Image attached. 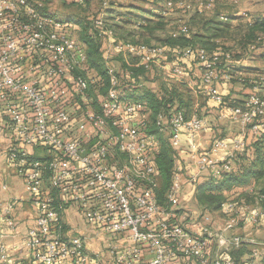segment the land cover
<instances>
[{
  "label": "built area",
  "instance_id": "1",
  "mask_svg": "<svg viewBox=\"0 0 264 264\" xmlns=\"http://www.w3.org/2000/svg\"><path fill=\"white\" fill-rule=\"evenodd\" d=\"M216 1L165 0V8L204 12ZM102 4L94 24L104 40V59L122 53L137 65L150 68L164 63V69L171 55V77L180 81L189 77L180 56L195 54L203 68L202 92L223 103L216 87L221 53L122 39L108 25L109 0ZM79 29L72 19L57 16L49 0H0V119L5 120L4 133L10 141L3 155L31 194L35 225L24 240L34 264H238L228 251L245 239L220 235L218 243L224 251L213 257L210 217L203 213L204 222L189 221L181 193L186 177L197 185L205 175L216 179L232 172L249 138L239 136L229 147L226 138L217 137L208 151H202L199 138L208 126L203 116H187L179 109L159 112L157 126L167 132L177 151L167 204H160L156 192L159 139L149 128L148 103L121 90L118 71L111 65L110 87L99 95V74L87 70L88 54ZM188 32L189 26L181 23L171 35ZM229 111L231 119L248 128L254 139L264 132V95L258 90ZM184 142L191 166L179 157ZM36 147L44 148L48 158H37ZM256 200L257 205L247 208L252 224L264 217V193H258ZM16 203L13 199L6 206L10 225H14ZM67 205L82 213L85 225L101 240L98 249L88 247L87 236H63ZM251 256L246 264H264L260 251ZM6 263L22 264L1 247L0 264Z\"/></svg>",
  "mask_w": 264,
  "mask_h": 264
},
{
  "label": "crops",
  "instance_id": "2",
  "mask_svg": "<svg viewBox=\"0 0 264 264\" xmlns=\"http://www.w3.org/2000/svg\"><path fill=\"white\" fill-rule=\"evenodd\" d=\"M66 1L68 2V0ZM87 1L81 4L84 6L89 5L90 3L88 4ZM120 1H127L128 4H124V2ZM117 2V5L111 6L107 10L109 11L111 9L112 11L110 14L107 12V15H110V18H113L111 16H116L119 13L124 14L129 10L143 13V15L149 18H152V15L159 13H161L163 17H166L172 12H180L182 16L175 19L170 17L174 24L173 30L181 23H186L189 26V32L186 35L190 36L191 32L202 27L200 23H196V21H199V18L195 15L196 12L189 13L181 8L167 11L165 8V0H117ZM248 4H251V8L247 7ZM234 5L237 8H234ZM261 5L262 4L258 3L257 0H245L243 3H240L239 0H217L213 8L205 10L202 13L205 19L214 18L221 14V18L227 20L229 24L230 33H234L233 31L239 32V34L235 36L236 38L232 39L231 36H227L223 39L217 40V43L219 44L218 47L222 48V45H224V47H227L229 51L234 54L233 57L229 58L228 63L232 64L233 68L236 69H232L233 71L231 72L230 68H224L225 73L216 83L219 92L225 98H229L230 101L233 102H244L248 95L255 90H258L264 95V35L259 33L256 40L252 43L247 40L246 36V33L248 32L247 22L251 21L254 17L264 16V14H262L253 17L249 16L248 12H252V9L258 11L260 7H263ZM222 6H224L223 10H228L227 13L221 9ZM220 11L223 12L219 13ZM97 13V15H95L99 16V12ZM87 18L90 19L91 16H88ZM108 21L110 20L108 19ZM77 25H79V28L81 27L80 23H77ZM128 25H132L133 29L135 28L133 24ZM184 62L187 64L185 65L188 70L193 72V75L199 76L202 73L203 68L200 66V63H196L188 57L184 58ZM170 67L171 62H167L164 70H167ZM187 82L192 88L195 87V91L202 94L205 98L202 100V98L198 96L195 101L196 106L201 107V112L204 114L203 117L208 122L207 128L203 130L199 138L202 151H208L213 141L218 136L226 138L229 147L233 144V140L239 136L249 138V129L247 128V130H245V128L239 123H236L231 119L229 106L218 104L211 99L209 95L202 92L197 78H190L189 75ZM198 87H200V89H198ZM4 121L5 120L0 119V248L5 247L9 254V258L16 260L18 263L34 264V260L30 257L24 238L28 230L35 225V212L31 203V194L23 177L17 174L16 170L10 166L9 162L3 155L6 146L10 142L4 133ZM187 148L188 144L187 142H184L183 150L180 152L179 157L184 165L191 166L190 155ZM34 155L40 159L48 158L47 151L42 147L34 148ZM189 172L192 173L191 171ZM208 177L210 176L205 175L199 180L197 185H194L192 182L190 183L185 179L183 191L181 193V200L183 201L188 198L192 190L197 191L198 184ZM46 182H48L47 178ZM258 184L259 182H254L253 185L248 184L244 187L235 188L231 192H224L227 201L234 200L232 201L234 203H230V208L223 206L224 203L227 204L225 200L222 203L221 208L206 213L210 217L209 224L215 234L214 237L211 238L210 243V252L213 257L218 256L224 251L218 243L219 236L222 234L225 236H242L245 239L244 242H249L251 244L247 246L248 249L251 250L250 252H247L248 254L254 250L260 251L264 254V217L261 218L258 224H252L247 218V208H249L247 198L248 195H253L255 204H258L256 200L257 195L258 193H261V190L258 191ZM228 195H232L231 198L227 199ZM13 199L17 200V203L12 216L14 225H10L7 222V217H5V211L7 204ZM189 206L190 204L188 203L187 206H183V208L190 212L188 210L190 209L188 208ZM226 209L228 210L226 211ZM195 217V220L199 223L205 221L203 212ZM63 222V236L68 238L76 235L87 236V245L92 250H96L101 246V240L92 234L91 230H89L90 228L88 229L84 223L82 213L75 206L67 205L64 208ZM229 224H232V227L230 229H225ZM190 226L192 228L196 227V225L193 224Z\"/></svg>",
  "mask_w": 264,
  "mask_h": 264
},
{
  "label": "trees",
  "instance_id": "3",
  "mask_svg": "<svg viewBox=\"0 0 264 264\" xmlns=\"http://www.w3.org/2000/svg\"><path fill=\"white\" fill-rule=\"evenodd\" d=\"M87 2L89 4V2L92 1L89 0ZM117 3V0H109L110 7L117 5ZM101 11L102 8L99 11V14ZM108 12L112 13L111 9ZM202 13L203 12L195 13L199 18V21H196V23H200L202 26L200 29L191 32L190 36L180 34L177 37H173L170 34L166 40L163 39V43L169 44L172 46L170 47L172 49L178 46L182 48L188 46L194 49L202 47L205 48L209 54L215 52L221 53L220 65L218 68L220 79L225 73V69L230 68L231 72L233 71L232 69H236L233 68L232 64L228 63L229 58L233 57L234 54L229 51L227 47H224V45H222V48L218 47L219 44L217 43L218 39H223L230 34L229 24L227 20L221 18V14L214 18L205 19ZM155 16H157L158 20H156V18H149L143 15V13L129 10L124 14L119 13L116 16H111L113 18H110V21L107 22L115 31H121L123 29L122 26L125 24H133L135 28L131 30L132 32H130L129 35L132 37V35L134 36L140 31L141 39L137 41L150 44L152 41V39H150L151 34L153 35L158 29L163 28L166 25L161 13L156 14ZM94 20L95 19H91L81 22V27L79 29L81 32L78 33L79 39L84 43L87 49V70H96L99 74V80L96 81V84L98 86V91L100 92L99 95L102 96L106 94L110 87L108 67L110 65L114 66L118 71L121 90L134 99L145 100L148 103L151 110V123L149 128L159 139V148L156 152L159 185L156 192L160 204L166 205V194L172 182L177 151L171 146L169 139L163 136L164 132L158 128L156 122L157 115L161 111L169 112L176 109L184 110L187 116H190L193 113H197L200 116H203L204 114L201 112V107H197L195 104L196 99L191 95V90L189 88L191 86L188 84L187 78H184L177 83L175 81L178 80H174V78L170 76L173 81H163L164 77L159 75V70L163 69L157 68V64H152V67L146 68L143 65H137L135 60H126L122 53H116L115 56L110 57L108 60L104 59V40L98 36V28L95 26ZM247 30L248 32L246 33V36L250 43L256 40L259 33L264 35V16L254 17L251 21L247 22ZM131 41L137 42L135 39ZM227 56H229V58ZM187 57L191 58L192 61L199 63V59L195 54L189 56L181 55L179 61L187 70V64L184 62V58ZM189 75L190 78H197L199 85L202 86V73L199 76H195L193 75V72L188 70V76ZM151 76L153 77V80L155 79L154 77L158 76H160V79L162 80L157 86L153 85L155 87L148 86L147 82L151 80ZM155 80L157 81V79ZM198 89H200V87H198ZM242 103L243 102L241 101L233 102L230 101L229 98L224 97V101L221 105L232 107ZM262 180H264V132L255 139L251 135L249 136V143L245 150L237 155L235 167L232 172L224 173L216 179L208 177L198 184L196 196L197 201L209 211L217 210L221 208L222 203L226 200L224 192H231L235 188L244 187L248 184L253 185L254 182L258 183ZM261 192L264 193V187L261 188ZM55 195L58 196L59 193L56 191ZM249 245H251L249 242H243L239 247L231 248L228 251L229 257L234 259L238 264H246L252 259L251 255L253 251L249 254L247 253L251 251L247 247Z\"/></svg>",
  "mask_w": 264,
  "mask_h": 264
},
{
  "label": "rangeland",
  "instance_id": "4",
  "mask_svg": "<svg viewBox=\"0 0 264 264\" xmlns=\"http://www.w3.org/2000/svg\"><path fill=\"white\" fill-rule=\"evenodd\" d=\"M91 1L92 2H89L90 3L89 5H85V6L80 4V3H77L75 1H69V0H68V2L66 0H49V3H50L51 8L54 10V12L56 13L57 16H59L61 18H69L70 17L76 23H81V22L86 21V20L94 19L97 15L96 13L99 12L102 8L101 0H91ZM243 1H245V0H239L240 3H243ZM120 2H124V4H128L127 1H120ZM257 2L262 4L261 6H263V7H260V9L258 11H256L255 9H252V12H248L249 16L254 17L257 15L264 14V0H257ZM223 7L224 6H222V8H221L222 10H223ZM226 7H228V6H226ZM233 7L237 8L235 5ZM247 7L251 8V4H248ZM223 11H225V13L228 12V10H226V9ZM223 11H220L219 13H222ZM108 14H110V13L108 12ZM88 16H91V18L88 19L87 18ZM107 16H108V19H110V15H107ZM179 16H182V14L180 12H172L168 16L164 17V21L166 24L165 27L158 29L153 35L151 34L150 39H152V41L150 42V44H162V45L164 44V45H167L169 47V49H172V48H170L172 46H170L169 44L163 43V39L166 40L168 38V36L171 34L173 27H174V24L172 23V20L170 19V17L175 19ZM151 17L152 18L154 17V18H156V20H158L157 16H155V15H152ZM122 27H123V29L121 31H119V30L116 31L118 37L123 38V39H129V40L135 39V41L141 39L140 38L141 34L139 33L140 31L138 32V34H135L134 36L132 35V37H131V35H129V33L132 32L131 30L133 29L132 25L125 24ZM80 32L81 31H79L78 33H80ZM233 32L234 33H230L228 35V37L231 36L232 39L236 38L235 36L237 34H239V32H236V31H233ZM137 42H141V41H137ZM143 43H145V42H143ZM257 52H259V51H257ZM113 56H115V54L111 53L110 57H113ZM170 56H169L168 62L171 61ZM162 64L165 65L164 63H160L157 68L163 69V67L161 66ZM159 66H161V67H159ZM159 73H160L159 75H161V77H164L163 81H166V80L170 81L171 80V78H170V76L172 74L171 69L159 70ZM154 78L157 79V81L155 79L153 80V77L151 76V80L148 81L147 84L152 85V86L153 85L157 86V84H159V82H161V80H162V79H160V76L154 77ZM171 81H173V80H171ZM175 82L179 83V81H175ZM153 87H155V86H153ZM189 88L191 90L190 92H191V95L193 96V98L197 99V97L199 96L200 98H202V100L205 99L204 96H202V94H199L197 91H195L196 90L195 87L194 88L189 87ZM167 135H168L167 132L163 133V136L168 138ZM186 179H187V177H186ZM258 186H259L258 187L259 188L258 191H259V190H261V188L264 187V180L260 181ZM196 196H197V191L192 190L191 194H189V197L181 202L183 206H187L188 203L190 204V206L188 208H190L191 210L187 208L190 211L189 212V214H190L189 221H194L196 219L195 216L199 215L202 212L203 213H210L209 210L205 209L201 204L198 203ZM231 196L232 195H228L227 199L231 198ZM232 201H234V200H229V201L226 200L228 205L230 203H234ZM247 201H248L247 204H249V206L253 207L256 205L255 200L253 199V195H250V196L248 195Z\"/></svg>",
  "mask_w": 264,
  "mask_h": 264
}]
</instances>
